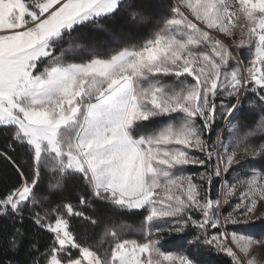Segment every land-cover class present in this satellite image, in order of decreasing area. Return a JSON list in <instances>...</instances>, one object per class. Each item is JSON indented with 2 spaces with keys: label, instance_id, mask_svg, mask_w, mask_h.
<instances>
[{
  "label": "snow or ice",
  "instance_id": "1",
  "mask_svg": "<svg viewBox=\"0 0 264 264\" xmlns=\"http://www.w3.org/2000/svg\"><path fill=\"white\" fill-rule=\"evenodd\" d=\"M122 10L150 20L138 0H0V127L12 129L9 151L26 149L31 173L0 150L20 178L0 195L9 250L24 242L29 209L52 241L41 251L33 239L27 264H199L205 247L264 264L252 251L264 235L244 230L264 219V172L245 167L264 156V0H173L139 38L106 27ZM85 29L106 39L85 43ZM232 48L247 49V63ZM249 96L257 119L242 128L233 121ZM220 120L227 142L211 138ZM42 171L47 195L36 191ZM74 177L114 211L143 212L140 224H106L95 246L80 243L73 219L99 224L83 210H95L91 199L46 206ZM216 178L223 195L213 199ZM189 229L182 248H163L165 235Z\"/></svg>",
  "mask_w": 264,
  "mask_h": 264
},
{
  "label": "trees",
  "instance_id": "2",
  "mask_svg": "<svg viewBox=\"0 0 264 264\" xmlns=\"http://www.w3.org/2000/svg\"><path fill=\"white\" fill-rule=\"evenodd\" d=\"M147 2L148 0H138V2ZM106 27L108 29H115V30H128L130 26V20L127 18L126 13L122 10L118 12L114 17L105 21ZM139 28H144V24H140ZM85 38L90 36H99L100 33L93 31L91 29L82 30ZM234 102V101H233ZM245 113H249V109L246 106V99L243 100V106L239 111V117H243ZM221 121L216 126V129L213 130L211 133V138L214 141L216 139L217 131L221 128ZM11 128H4L0 127V150L8 151V154L12 156L14 160L17 161L18 164H21L24 167V170L31 175L28 165L25 163L26 160V149L22 148L18 145H14L15 151H9L7 149V145L11 140ZM215 162V161H214ZM260 162H258L259 164ZM264 165V159L261 161V165ZM193 173L197 171H203V169L198 167H190ZM229 177V173L226 175V178ZM19 175L17 174L15 168L4 158L0 157V195L6 192L9 188L15 186L19 183ZM220 183V178L214 179V183L212 186V197L214 198L217 194V189ZM78 180L69 179L64 187V189L60 192L56 191L53 192L50 202L53 204L61 203L62 201H71L72 203L77 204L79 201L78 193L80 187L78 186ZM84 197L90 198L91 203L94 207V211H91L87 208L83 209L87 212L90 216H93L99 220V224L93 227L90 223L82 222L79 219H73L72 221V228L73 231L77 233V237L80 243H93L96 241V233L99 230V227L107 224L110 220L113 219L117 221H121L127 223L132 226L138 225L143 218L144 213L140 211H114L110 208L107 204L101 203L98 200H95L91 196L90 190L84 185L83 188ZM39 211L40 209L37 208ZM29 209H25V219L23 224L20 225L23 227L25 231L24 242L21 245L18 252L13 253L9 250L8 247V237L11 233L12 229L9 226V221L4 218L0 217V264H8L9 261L12 264H27V261L34 256L36 253H26L27 246L33 241V239L38 240L39 248L43 251L52 241V235L46 231H41L38 229L32 220L29 218ZM36 211V210H35ZM229 208L224 207L223 212L227 213ZM189 233V232H188ZM188 235H192L188 234ZM80 236V237H79ZM77 251L73 250L72 255H77ZM206 255L208 261L211 264H231L230 258L227 257L223 253H217L215 250L209 252ZM40 264H43V258H41Z\"/></svg>",
  "mask_w": 264,
  "mask_h": 264
},
{
  "label": "rangeland",
  "instance_id": "3",
  "mask_svg": "<svg viewBox=\"0 0 264 264\" xmlns=\"http://www.w3.org/2000/svg\"><path fill=\"white\" fill-rule=\"evenodd\" d=\"M138 3L142 7L143 15L150 18L149 22L144 23V25H145L144 28H139L141 26L140 23L130 21V26L131 27H129L128 30L121 29V30L117 31L115 29H111V31L116 36L121 37V38H124V37H127V36H132L134 38H139V37L146 36L149 33V31L152 29L155 18L158 15H160L161 13H165L167 11L168 7L173 3V0H148L147 2H144V3L141 2V1L138 2ZM94 38L97 39L98 41L101 40V39H106L104 34L100 33V35L98 37L97 36L96 37L95 36H90V37L85 38V40L83 42L87 43V42H89L90 40H92ZM226 42L227 43H231L230 41H226ZM232 51H233V53L235 55H238L239 58L242 59L245 63H247V60L250 58L249 55H248L247 49H241L239 52H237V50L235 48H232ZM43 67H44V63H41L39 68L37 69V71H42ZM251 98L252 97L249 96L248 99H246V106L249 109V113H245V115L241 118V117H239V112H238L236 117H235V120L233 121V123H239L242 128H243L244 125H247L248 127H251L253 125V123L255 122V120L257 119V115L256 114L258 113V109L250 110V108H249L248 101ZM220 121H221L222 124H221V128H220L219 131L221 132L225 142H227L229 140L231 134L227 130L224 129V121L223 120H220ZM260 139L261 138H259V137L256 138L253 141V143L258 144L260 142ZM262 159H264V156L257 157V158H254V159L250 158L248 160L247 164L245 165V167L249 168V169L255 168L257 170H260L261 172H264V165L263 164L261 165ZM258 162H260V163L258 164ZM188 171L192 172L190 168L188 169ZM197 172H200V171H197ZM248 174H250V173H248ZM49 179H50V177H49L48 172L47 171H42L41 180H40V183H39V185L37 186V189H36L38 194L39 193H44L46 195L48 194L47 185H48ZM73 179L78 180V183H79L78 186L80 187V190H79V193H78V198H80L81 195L84 196V191H83L84 183H83L82 180H80L78 178L74 177ZM227 179L229 181H231V179H232V173L231 172L229 173V177ZM220 185H221V179H220V183H219L218 189L220 188ZM58 192H60V191H58ZM52 194L53 193L50 194V199H51ZM218 195L222 197V195H223V190L222 189L220 190L219 193L217 191L216 196L214 198L213 197L212 198L216 199L218 197ZM62 202H71V201H62ZM233 203H235V201H233ZM73 204H75V203H73ZM51 205H54V203L52 204L50 202V204H48L46 206L50 207ZM227 208H229V211H231L230 207H227ZM35 210L37 211L38 209H35ZM222 211H223V209H222ZM261 212H264V203H262V204H260L258 206L257 215H259ZM114 222H121V221H117V220L113 219L112 221L110 220L107 224H111V223H114ZM105 225L99 227V230L96 233L97 239H96L95 242L90 243L91 245L95 246V244L97 243V241L100 238V235H101ZM138 225H136V226H138ZM72 230H73V228H72ZM229 230H231V228ZM244 230L249 232V233H251V234H253V235H256V236L264 235V219L255 220L254 223H252L248 228H246ZM191 233L193 235L194 234V230L189 229V230L186 231V233L181 234V235H176V234H173L172 236L165 235L164 240L162 242V246H163V248L165 250H168V251L177 250L179 248H182L184 246L185 242L187 241V239H189L192 236V235H188V234H191ZM75 234H76V237H77V233L76 232H75ZM125 238L142 239L139 236H133L131 234H129V236H127ZM77 239H78V237H77ZM105 246H107V245H105ZM213 250L214 249L207 248V247L200 248L198 250V252H197V258L199 260V264H211L208 261L206 255H204V254H208L209 252H211ZM252 251H253L254 254H258L257 255L258 260L264 261V246L254 248ZM77 255H78V253H77ZM75 256L76 255H73V257H75Z\"/></svg>",
  "mask_w": 264,
  "mask_h": 264
}]
</instances>
